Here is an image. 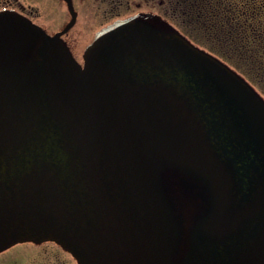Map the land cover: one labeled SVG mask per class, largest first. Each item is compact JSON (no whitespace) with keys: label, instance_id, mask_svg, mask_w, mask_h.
<instances>
[{"label":"water","instance_id":"95a60500","mask_svg":"<svg viewBox=\"0 0 264 264\" xmlns=\"http://www.w3.org/2000/svg\"><path fill=\"white\" fill-rule=\"evenodd\" d=\"M0 13V251L54 242L78 264H176L162 173L210 209L179 264H264V102L177 33L97 35L80 68L58 36Z\"/></svg>","mask_w":264,"mask_h":264},{"label":"flooded vegetation","instance_id":"af4514ba","mask_svg":"<svg viewBox=\"0 0 264 264\" xmlns=\"http://www.w3.org/2000/svg\"><path fill=\"white\" fill-rule=\"evenodd\" d=\"M177 5L178 0H0V13L15 14L40 31L37 45L25 61L40 60L44 41L58 36L82 68L85 49L100 32L129 19L170 31L167 21L174 20L171 13L175 15ZM33 245L30 251L16 249L19 245L1 251L0 264H77L68 251L55 243Z\"/></svg>","mask_w":264,"mask_h":264},{"label":"rangeland","instance_id":"374dc122","mask_svg":"<svg viewBox=\"0 0 264 264\" xmlns=\"http://www.w3.org/2000/svg\"><path fill=\"white\" fill-rule=\"evenodd\" d=\"M193 0H178V4L174 13V20H168L172 31L180 32L191 40L199 48L215 55L225 64L232 67L239 73L249 84L257 91L264 100V72L257 71L253 61L248 56L239 60L238 56L229 55L222 51L215 44L208 41L201 31V21L197 22V10L204 8V5L196 4ZM237 8L247 7L248 0H231ZM257 4H263L264 0H253ZM194 3V6H193ZM183 4V5H182ZM233 6V7H234ZM200 17V16H199ZM192 18V19H190ZM172 24H171V23ZM260 23L264 26V11ZM165 188L169 192V197L175 209V218L180 228V250L177 261L186 252L189 246L191 233L197 221L207 212L208 196L203 186L189 178L183 177L175 170H168L163 175ZM33 244L19 245L16 249H24L30 251L34 249Z\"/></svg>","mask_w":264,"mask_h":264},{"label":"trees","instance_id":"16d2710c","mask_svg":"<svg viewBox=\"0 0 264 264\" xmlns=\"http://www.w3.org/2000/svg\"><path fill=\"white\" fill-rule=\"evenodd\" d=\"M193 1L204 5V8L197 10L196 20L201 21V31L206 39L229 55L238 56L239 60H242L243 56H248L250 60L254 57L253 63L257 71L263 73L264 26L260 19L264 5L248 0L247 7L237 8L231 0ZM166 192L169 197L167 189Z\"/></svg>","mask_w":264,"mask_h":264}]
</instances>
